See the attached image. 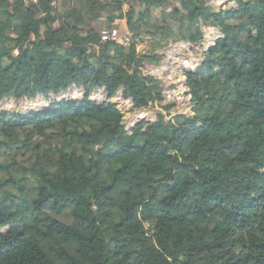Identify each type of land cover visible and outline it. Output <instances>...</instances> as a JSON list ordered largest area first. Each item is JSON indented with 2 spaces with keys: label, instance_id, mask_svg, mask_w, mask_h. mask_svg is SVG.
<instances>
[{
  "label": "trees",
  "instance_id": "16d2710c",
  "mask_svg": "<svg viewBox=\"0 0 264 264\" xmlns=\"http://www.w3.org/2000/svg\"><path fill=\"white\" fill-rule=\"evenodd\" d=\"M211 1L0 0V103L48 102L0 111V264H264V0ZM180 43L172 113L145 65ZM118 96L156 119L127 129Z\"/></svg>",
  "mask_w": 264,
  "mask_h": 264
},
{
  "label": "rangeland",
  "instance_id": "374dc122",
  "mask_svg": "<svg viewBox=\"0 0 264 264\" xmlns=\"http://www.w3.org/2000/svg\"><path fill=\"white\" fill-rule=\"evenodd\" d=\"M212 4L219 6L221 8L224 7H232L234 4H230L231 0H212ZM106 25L102 26V30L106 29ZM206 31V41L204 46L211 47L214 46V42L216 40L217 32L212 27L205 28ZM145 45L141 44L139 46L140 50H144ZM200 47H193L191 45L180 43L174 44L167 48L164 51L163 59L160 61L158 65H145V73L157 76L165 83V104L176 103L177 107L172 111V113L177 112H189V96L186 95L185 91L188 89L185 86L186 76L185 73L187 70H195L200 65ZM177 67L178 65H184ZM187 67V68H186ZM164 69V70H163ZM77 97L81 98L82 93L74 90H71L65 97ZM106 94L103 91H99L95 93L92 97L98 100H104ZM113 102L119 104V107L125 113V125L127 129L135 126L137 122L142 120L154 121L156 119L158 109L148 108L142 110L132 111V101L124 100L121 96L116 97ZM48 102L43 98H38L35 100H15L8 99L4 102L0 103V111L8 110V111H20L24 112L34 110L41 107H46ZM21 226L20 217L18 216L15 219L14 224L10 228H4L0 230V241L4 239L5 233L8 230H16Z\"/></svg>",
  "mask_w": 264,
  "mask_h": 264
},
{
  "label": "built area",
  "instance_id": "2783aa9c",
  "mask_svg": "<svg viewBox=\"0 0 264 264\" xmlns=\"http://www.w3.org/2000/svg\"><path fill=\"white\" fill-rule=\"evenodd\" d=\"M36 2V0H33ZM107 1V0H101ZM102 42H116L122 45H128L131 42V35L127 31H120L117 28L103 29L101 30Z\"/></svg>",
  "mask_w": 264,
  "mask_h": 264
},
{
  "label": "crops",
  "instance_id": "0c3cea01",
  "mask_svg": "<svg viewBox=\"0 0 264 264\" xmlns=\"http://www.w3.org/2000/svg\"><path fill=\"white\" fill-rule=\"evenodd\" d=\"M125 9H127V7H125ZM119 25H123L124 26V28H125V30L124 31H127V32H129L128 30H127V28H126V25H125V22L124 21H122V22H119L118 23ZM118 29V28H117ZM185 44H188V45H191V44H189V43H185ZM192 46V45H191ZM184 64V63H183ZM180 65H178L177 67H179ZM164 70V69H163Z\"/></svg>",
  "mask_w": 264,
  "mask_h": 264
},
{
  "label": "water",
  "instance_id": "95a60500",
  "mask_svg": "<svg viewBox=\"0 0 264 264\" xmlns=\"http://www.w3.org/2000/svg\"><path fill=\"white\" fill-rule=\"evenodd\" d=\"M161 54L164 55V51ZM185 92H186V95H188V91H185Z\"/></svg>",
  "mask_w": 264,
  "mask_h": 264
},
{
  "label": "bare ground",
  "instance_id": "6f19581e",
  "mask_svg": "<svg viewBox=\"0 0 264 264\" xmlns=\"http://www.w3.org/2000/svg\"><path fill=\"white\" fill-rule=\"evenodd\" d=\"M181 66H183V67H184V66H187V65H186V64H184V65H180L179 67H181ZM186 68H187V67H186Z\"/></svg>",
  "mask_w": 264,
  "mask_h": 264
}]
</instances>
